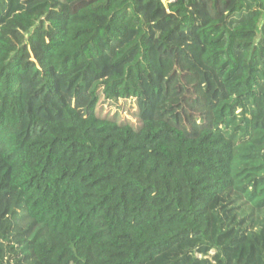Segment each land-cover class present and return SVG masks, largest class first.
Returning a JSON list of instances; mask_svg holds the SVG:
<instances>
[{
    "label": "trees",
    "instance_id": "1",
    "mask_svg": "<svg viewBox=\"0 0 264 264\" xmlns=\"http://www.w3.org/2000/svg\"><path fill=\"white\" fill-rule=\"evenodd\" d=\"M163 1L0 0V264H264V0Z\"/></svg>",
    "mask_w": 264,
    "mask_h": 264
},
{
    "label": "rangeland",
    "instance_id": "2",
    "mask_svg": "<svg viewBox=\"0 0 264 264\" xmlns=\"http://www.w3.org/2000/svg\"><path fill=\"white\" fill-rule=\"evenodd\" d=\"M30 93V92H29ZM31 95L29 94L28 98H26V104L28 103L29 99H30ZM130 105V104H129ZM27 110H30V106H27L26 108ZM128 110V109H127Z\"/></svg>",
    "mask_w": 264,
    "mask_h": 264
},
{
    "label": "water",
    "instance_id": "3",
    "mask_svg": "<svg viewBox=\"0 0 264 264\" xmlns=\"http://www.w3.org/2000/svg\"><path fill=\"white\" fill-rule=\"evenodd\" d=\"M163 3L166 4L167 2L164 0Z\"/></svg>",
    "mask_w": 264,
    "mask_h": 264
}]
</instances>
